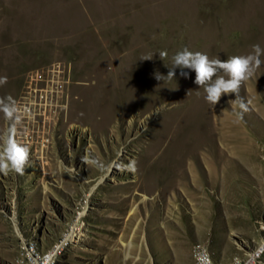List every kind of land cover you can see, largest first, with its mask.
<instances>
[{
    "label": "rangeland",
    "instance_id": "1",
    "mask_svg": "<svg viewBox=\"0 0 264 264\" xmlns=\"http://www.w3.org/2000/svg\"><path fill=\"white\" fill-rule=\"evenodd\" d=\"M254 44L264 48V0H0V97L21 104L28 77L54 66L66 80L59 107L23 120L31 166L0 173V264H19L26 242L48 248L82 208L83 232L58 264H194L197 244L228 263L253 249L264 220V64L241 86L242 121L233 94L207 102L205 144L195 73L155 74L184 47L228 59ZM8 126L0 113V134Z\"/></svg>",
    "mask_w": 264,
    "mask_h": 264
},
{
    "label": "clouds",
    "instance_id": "2",
    "mask_svg": "<svg viewBox=\"0 0 264 264\" xmlns=\"http://www.w3.org/2000/svg\"><path fill=\"white\" fill-rule=\"evenodd\" d=\"M167 51H161L159 57L167 58ZM264 48L259 44L252 45L251 51L244 55H234L228 59L210 58L206 53L191 51L188 47L176 52L172 56V66L166 76L155 74L157 80L173 81L176 77V69H180V75L189 77V72L195 73L194 83L202 87L205 92V100L217 105L223 96L233 94L232 103L238 105V111L234 113L237 120L242 121L249 111V102L240 95V89L244 82L251 79L256 71L264 64ZM150 60V59H145ZM7 76H0V86L7 84ZM0 113L9 122V126L0 134V173L14 172L23 175L27 167H30L31 149L27 144L21 143L17 136L21 134V125L29 110L22 106L12 96L0 97ZM34 115V114H33ZM85 164L98 165V160L89 154L81 157ZM64 171L70 172L68 165H63Z\"/></svg>",
    "mask_w": 264,
    "mask_h": 264
},
{
    "label": "built area",
    "instance_id": "3",
    "mask_svg": "<svg viewBox=\"0 0 264 264\" xmlns=\"http://www.w3.org/2000/svg\"><path fill=\"white\" fill-rule=\"evenodd\" d=\"M64 74L63 69L54 66L32 73L28 77V88L21 105L26 106L29 110V115H26V117L30 121H33L34 117L39 116L41 113L54 111V108L59 107L56 103L58 95L62 94L64 90V83L66 82ZM21 140L27 144L35 142L33 134L29 132L23 134ZM41 141L46 144L49 139L42 136ZM84 227L82 208L77 211L75 219L61 237L48 248L42 249L33 241L24 243L19 264H58L63 253L79 241ZM259 231L261 236L254 248L249 250L242 258H235L228 263L215 260L207 244H197L194 248V264H262L264 257V220L259 223Z\"/></svg>",
    "mask_w": 264,
    "mask_h": 264
},
{
    "label": "bare ground",
    "instance_id": "4",
    "mask_svg": "<svg viewBox=\"0 0 264 264\" xmlns=\"http://www.w3.org/2000/svg\"><path fill=\"white\" fill-rule=\"evenodd\" d=\"M39 6L40 5L38 4V7ZM189 85H190L189 86L190 88H193L194 87V89H193L194 90V96H196L198 94V92H195L197 90L196 89V86L197 85L194 83V81H189ZM186 88H187V82H185V83L182 84V86L180 87V91L181 92H184V90H186ZM195 101H198V103L201 104L198 107L200 109L194 115L195 116V121H196L195 123L197 125L196 126V129H197V132H198V134L196 135V137L199 138V139H203V141H204L203 143L205 144L208 141V139H209V136H208V122H209L208 121V118H209L208 103L205 100V98H204V101H202V100L201 101L200 100H195ZM201 122H202V124H201ZM220 125H218V126H220ZM209 135H210V133H209ZM204 146H206V145H204ZM206 163L208 164V162H206ZM210 165H211V163H210ZM197 216H198V218L202 219L205 215H204V213L200 212Z\"/></svg>",
    "mask_w": 264,
    "mask_h": 264
}]
</instances>
